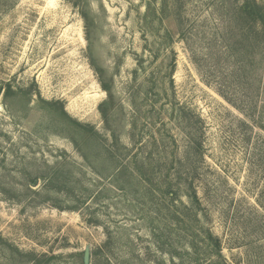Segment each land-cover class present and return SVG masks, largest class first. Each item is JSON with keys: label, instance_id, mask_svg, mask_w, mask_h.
<instances>
[{"label": "rangeland", "instance_id": "374dc122", "mask_svg": "<svg viewBox=\"0 0 264 264\" xmlns=\"http://www.w3.org/2000/svg\"><path fill=\"white\" fill-rule=\"evenodd\" d=\"M261 10L0 0V264H264Z\"/></svg>", "mask_w": 264, "mask_h": 264}, {"label": "trees", "instance_id": "16d2710c", "mask_svg": "<svg viewBox=\"0 0 264 264\" xmlns=\"http://www.w3.org/2000/svg\"><path fill=\"white\" fill-rule=\"evenodd\" d=\"M247 7H256L255 3L252 5L251 3H247ZM248 15H250V12H247ZM261 17H260V21L262 22V25L264 26V11L261 10Z\"/></svg>", "mask_w": 264, "mask_h": 264}, {"label": "water", "instance_id": "95a60500", "mask_svg": "<svg viewBox=\"0 0 264 264\" xmlns=\"http://www.w3.org/2000/svg\"><path fill=\"white\" fill-rule=\"evenodd\" d=\"M1 91H2V89H1V87H0V95H1ZM88 261H89V260H88V254H86L85 262L88 263Z\"/></svg>", "mask_w": 264, "mask_h": 264}]
</instances>
